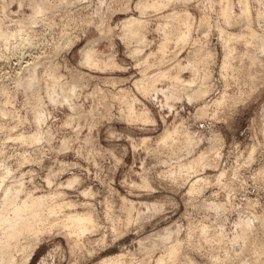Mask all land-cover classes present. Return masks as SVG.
I'll return each mask as SVG.
<instances>
[{
  "label": "rangeland",
  "instance_id": "rangeland-1",
  "mask_svg": "<svg viewBox=\"0 0 264 264\" xmlns=\"http://www.w3.org/2000/svg\"><path fill=\"white\" fill-rule=\"evenodd\" d=\"M141 1L159 7L0 0V174L101 225L76 240L47 225L12 264H155L176 243L171 264H264V0Z\"/></svg>",
  "mask_w": 264,
  "mask_h": 264
},
{
  "label": "bare ground",
  "instance_id": "bare-ground-1",
  "mask_svg": "<svg viewBox=\"0 0 264 264\" xmlns=\"http://www.w3.org/2000/svg\"><path fill=\"white\" fill-rule=\"evenodd\" d=\"M241 1L244 2V0H241ZM158 7H159V5L156 3L149 4V3L143 2L141 0H139V2H137V8L140 10L141 14L143 12H145V10L147 8H158ZM245 11H247V10H245ZM224 13H226V12H224ZM246 15H247V13L244 12V16H246ZM171 18H173V17L171 16ZM141 24L142 23L140 22V20L138 18H134V17L127 18L124 21H122V23H121L122 31H121L120 36L128 44L127 47H129L131 45V43H133V42L135 43V44H132L134 46L132 48H130V50H129V54L132 57L137 56L142 51V48L140 47V45L136 44L137 42H142L141 38H142L143 28H142ZM180 32L181 31H179V36H180ZM172 33H174V32H172ZM176 33L178 35V32H176ZM182 33H184V32H182ZM182 33H181V35H183V37L180 36L181 39L180 40L178 39V42H180L184 39V34H182ZM226 34H224V36L221 35L222 38H224L226 36ZM250 36H251V38L249 40H246V43L249 45H250V42H251L253 36H255V34L253 33ZM231 37L227 36L224 38V40L226 39L225 41H227L226 42L227 45H228L229 41H231ZM232 39L237 40L238 38L236 39V38L232 37ZM223 43H224V41H223ZM226 43H224V44H226ZM161 47H162V45H161ZM227 47L225 45V50H226L225 59L228 57L229 52L233 48V46H227ZM162 50H164V49H161V51L160 50L159 51L162 52ZM164 52H165V50H164ZM164 52L162 55L165 54ZM82 53L84 54V58H83L84 60L83 61L89 65L93 64L92 60L90 59V57L86 53L85 48L82 49ZM135 58H137V57H135ZM225 59L223 62L224 64L227 63V61ZM158 75H160V74H158ZM161 75H163V73ZM161 75H160V77H162ZM163 77H164V75H163ZM175 79H176L175 81H180L179 77L178 78L175 77ZM255 80H256V78H255ZM153 83H155V82L153 81ZM141 89L147 90V87L142 86ZM251 93H252V91H251ZM248 95H249V93H248ZM139 115L141 116V114H138V116ZM131 116L133 118L138 117L132 108H130V111H129V117L132 118ZM36 119L39 122H41L42 115L40 113H38L36 115ZM176 132L177 131L174 130L171 133L170 132L165 133L164 136L162 137V141L167 142L169 140H174V138L176 136ZM262 132H264V131H262ZM200 160H202V158L197 157L196 159L191 161L186 166L180 165L181 167H178L177 171H179V174L183 171H184L183 173H186V174L188 173V179H189V171L197 168V165L201 162ZM9 173H10V168H7L5 173L0 174V264H12L14 261L13 256H14L15 251L27 252L28 250H30L32 248V253H33V251L35 249H37V247L39 245V241H40L38 239L39 235L44 233L47 225H49L50 227H53L55 225H57L56 227H58V225L59 226L61 225L64 230L67 229L66 231H68L70 236L72 234V235L78 236L79 238H80V236L84 235L85 233H87L89 231L97 230L96 229L97 227H98V229H99V227H101V225L99 226L95 222V220L92 218V215L90 213L80 214V213H78V211L74 212V213L62 212L61 207H62L63 203L60 204V203H56L55 201H53L51 199L53 196L52 197L48 196V195L47 196L46 195L45 196L44 195L43 196H40V195L34 196L32 193H25L24 196H21V194H23V192H24L21 181L20 182L18 181L19 183L15 182V184L14 183H10V184L5 183L6 178L8 177ZM174 175H175V173L174 174L172 173L171 176H174ZM192 175L193 174H191V176ZM196 175H197V172H196ZM207 180H208V178L202 176V177H198L195 180L191 181L192 183L190 185L189 192L196 190V188L199 186V183H201V181L207 182ZM217 180H219V179H217ZM74 181L75 180L68 182L67 185L68 186L72 185V183ZM208 181H210V180H208ZM127 207H128V205H127ZM127 207H126V209H127ZM126 209H125V211H128ZM131 210L132 209H130V212H131ZM125 213H127V212H125ZM108 215H110V213ZM107 217H109V216H107ZM131 217H132V215H131ZM131 217L129 215L127 217V222H128V220H130L129 221L130 224L132 223ZM110 218L112 219L111 216L109 217V219ZM262 220H264V219H262ZM115 221H113V222H115ZM126 226H127V224H126ZM128 226H130V225L128 224ZM263 226H264V223H263ZM201 229H203V228H201ZM66 231H64V232H66ZM94 232H96V231H94ZM201 232H204V231L202 230ZM78 237H76V238H78ZM79 238H78V242L80 243ZM74 239H75V236H74L73 240ZM74 245H80V244L75 243ZM76 247H78V246H76ZM178 251H179V246L176 243V246L173 245L172 247H169L164 254L160 255V257L156 260L155 264H171L172 262L169 263V261H173L176 258L177 253H179ZM29 256L30 255H27L26 259L22 262V264L29 263ZM121 258H122V256L119 255V257H117V258L115 257V258H111L108 260H102L98 264H124L123 259H121ZM214 259H215V257H214Z\"/></svg>",
  "mask_w": 264,
  "mask_h": 264
}]
</instances>
